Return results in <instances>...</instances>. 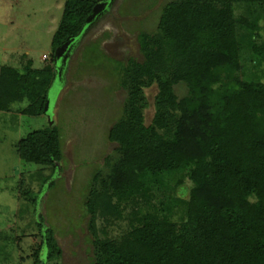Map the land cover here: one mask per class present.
I'll list each match as a JSON object with an SVG mask.
<instances>
[{
	"label": "trees",
	"instance_id": "16d2710c",
	"mask_svg": "<svg viewBox=\"0 0 264 264\" xmlns=\"http://www.w3.org/2000/svg\"><path fill=\"white\" fill-rule=\"evenodd\" d=\"M104 1L65 0L51 61L42 69L32 59L0 67L1 107L33 93V105L17 110L46 114L49 91L60 78L56 50L68 39L83 40L87 19ZM262 31L264 0H172L162 7L155 30L139 31L141 59L128 57L115 66L124 90L121 114L107 134L115 147L89 181L91 264H264ZM220 33L237 36L241 79L216 74L213 47ZM87 43L77 60L91 45L89 64L102 61L99 44ZM154 86V114L147 124L146 90ZM61 136L51 126L17 143L21 160L52 169L50 175L37 173L43 189L56 185L53 178L64 160ZM172 177L177 180L168 188ZM167 189L174 197L157 199L154 212L133 216L125 234L105 241L97 236L101 217H120L123 204H149L152 194ZM178 203L185 218L161 220V212L172 213ZM38 227L35 264H60L63 250L54 229L40 215ZM3 249L0 245L1 255Z\"/></svg>",
	"mask_w": 264,
	"mask_h": 264
},
{
	"label": "rangeland",
	"instance_id": "374dc122",
	"mask_svg": "<svg viewBox=\"0 0 264 264\" xmlns=\"http://www.w3.org/2000/svg\"><path fill=\"white\" fill-rule=\"evenodd\" d=\"M170 1L115 0L94 20L87 36L77 42L66 64L57 65L61 76L49 91L50 105L46 114L17 110L33 105V93L21 103L0 105V245L4 246L3 255L6 254L5 258L0 254V264H35V249L40 242L39 215L46 227L54 229L62 247L60 264H91L94 237L88 230L85 204L90 179L104 167L105 157L115 147L108 141L107 134L121 114L124 99L115 66L128 57L141 59L138 33L155 30L162 7ZM64 2L0 0V67L12 65L15 68L32 59L35 66L42 69L51 61L53 35L62 17ZM262 34L264 37V31ZM216 35L225 36L223 39L215 36L214 40L217 76L226 80L241 79L237 36L234 33ZM86 43L99 44L103 58L98 56V59L102 61L89 64L93 56L91 45L85 58L77 60ZM156 93L155 86L146 90L150 104L145 111L147 124L153 118ZM179 94H184L183 88H179ZM51 126L61 130L64 160L58 164L53 178L55 187L43 189L39 175H50L52 169L21 160L16 146L29 133ZM176 180V177L168 180V188ZM184 185L190 186L188 179ZM174 193L173 189L156 192L149 197V204L144 200L134 202L138 205L134 207L123 204L120 217L108 215L99 219L97 236L103 241L119 238L130 229L133 216L154 212L158 207H155L157 199L174 197ZM180 196L186 198L187 193ZM173 207L172 213L161 212V220L185 218L182 203Z\"/></svg>",
	"mask_w": 264,
	"mask_h": 264
},
{
	"label": "water",
	"instance_id": "95a60500",
	"mask_svg": "<svg viewBox=\"0 0 264 264\" xmlns=\"http://www.w3.org/2000/svg\"><path fill=\"white\" fill-rule=\"evenodd\" d=\"M115 0H106L104 2L98 3L93 11L92 14L89 16V18L87 19V23L88 26L85 29L84 33L82 34V38L86 35V33L91 29L93 22L95 19H98L99 16L107 10V8H109L113 2ZM80 40V39H79ZM76 42H78V40L76 41L75 38H71L68 39L66 42H64L57 50H56V57L55 60L57 62L60 63L61 65H65L66 64V59L68 58V55L70 54L73 46L76 44ZM60 67H59V77L61 76V71H60ZM49 105H50V101L47 100L46 101V105H45V111L48 112L49 111Z\"/></svg>",
	"mask_w": 264,
	"mask_h": 264
},
{
	"label": "flooded vegetation",
	"instance_id": "af4514ba",
	"mask_svg": "<svg viewBox=\"0 0 264 264\" xmlns=\"http://www.w3.org/2000/svg\"><path fill=\"white\" fill-rule=\"evenodd\" d=\"M74 47V46H73ZM73 49V48H72ZM72 51V50H71Z\"/></svg>",
	"mask_w": 264,
	"mask_h": 264
}]
</instances>
